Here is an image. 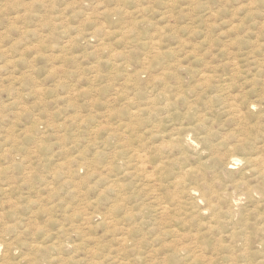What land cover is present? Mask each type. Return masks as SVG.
<instances>
[{
  "label": "rangeland",
  "instance_id": "1",
  "mask_svg": "<svg viewBox=\"0 0 264 264\" xmlns=\"http://www.w3.org/2000/svg\"><path fill=\"white\" fill-rule=\"evenodd\" d=\"M261 158L264 0H0V264H264Z\"/></svg>",
  "mask_w": 264,
  "mask_h": 264
},
{
  "label": "bare ground",
  "instance_id": "2",
  "mask_svg": "<svg viewBox=\"0 0 264 264\" xmlns=\"http://www.w3.org/2000/svg\"><path fill=\"white\" fill-rule=\"evenodd\" d=\"M162 54H163V53H162ZM158 56H159V55H158ZM156 58H157V57H156ZM175 59H176V58H175ZM175 59H174V60H175ZM177 59H178V58H177ZM177 59H176V60H177ZM157 60H158V58H157ZM162 62H163V61H162ZM151 63H152V62H151ZM160 63H161V62H160ZM165 63H166V61H165ZM168 63H169V61H168ZM173 63H174V62H173ZM180 63H182V61H180ZM169 64H170V63H169ZM165 65H166V64H165ZM165 65H164V66H165ZM173 65H174V64H173ZM176 65H177V64H176ZM178 65H179V64H178ZM168 67H169V66H168ZM168 67H167V68H168ZM178 67H179V66H178ZM178 67H177V68H178ZM174 68H175V67H174ZM174 68H172V70H173ZM164 69H166V68L164 67ZM175 70H176V69H175ZM170 72H171V70H170ZM174 72H176V71H174ZM175 75H176V74H175ZM176 77H177V76H176ZM174 78H175V77H174ZM177 80H178V78H177ZM179 80H180V79H179ZM178 82H179V81H178ZM163 85H164V84H163ZM180 88H181V87H180ZM223 88H224V89H227L228 86H227V85H224ZM164 93H165V92H164ZM162 97H163V96H162ZM166 97H167V96H166ZM169 98H170V97H169ZM169 98H167V99L170 101ZM167 99H166V100H167ZM168 100H167V101H168ZM227 100H228V99H227ZM232 100H233V99H232ZM167 101H166V102H167ZM171 101H172V100H171ZM228 102H229V105H228L227 107H228L229 113H230L231 115H238V114H235L236 111H235V109H234L236 104H234V102L231 101V100H229ZM168 105H169V104H168ZM168 105H167V106H168ZM159 106H160V105H159ZM236 106H237V105H236ZM236 109H237V108H236ZM236 113H237V112H236ZM140 117H141V116H140ZM234 117H235V116H234ZM239 118H241V116H240ZM131 121H132V120H131ZM127 124H128V123H127ZM129 124H130V123H129ZM146 126H147V125H146ZM146 126H145V127H146ZM121 127H123V126H121ZM156 127H157V126H156ZM146 128H147V127H146ZM144 129H145V128H144ZM134 131H135V130H134ZM251 131H252V130H251ZM127 132H128V131H127ZM253 132H254V131H253ZM250 134H251V133H250ZM118 135H119V134H118ZM253 135H255V133H253ZM186 137H187V136H186ZM142 141H143V140H142ZM178 141H179V140H178ZM184 141H185V140H184ZM193 142H194V141H193ZM176 143H177V142H176ZM180 144H182L181 141H180ZM175 145L177 146V144H175ZM127 146H128V145H127ZM182 146H183V145H182ZM182 146H181V147H182ZM141 147H144V146H141ZM142 149H143V148H142ZM115 151H116V150H115ZM140 151H141V150H139V152H140ZM132 153H133V152H132ZM137 153H138V152H137ZM140 153H141V152H140ZM218 156H219V155H218ZM145 157H146V156H145ZM134 158H135V157H134ZM136 158L143 159L141 156H138V154H136ZM218 158H219V157H218ZM220 158H221V159H219V160H220L221 162H223L224 165H226V166H233L234 164H236V161L241 160V159H238L236 156H232V154H231V155H228V157H226L224 160L222 159V157H220ZM122 160H123V159H122ZM131 160H132V159H131ZM131 160H130V161H131ZM133 161H134V159H133ZM139 161H140V160H139ZM254 161H255V160H254ZM254 161H247V162L250 164V165L248 164L249 167L252 166L253 169L257 170V173H258V174L264 176V160L261 158V160L259 159L256 163H255ZM148 162H150V161L148 160ZM138 163H139V162H138ZM145 163H146V162H145ZM145 163H144L143 161H140V163L137 164L138 167L134 166V169H135V168L138 169V170H137V171H138V175L140 176V178H141L142 180H144V181L150 180L149 182H151L152 179H153L154 177L151 176V175H149V173L147 174ZM150 163H151V162H150ZM212 163H213V162H212ZM223 163H222V164H223ZM133 164H134V163H133ZM126 165H127V164H126ZM130 165H131V164H130ZM126 167H127V166H125V168H126ZM128 167H129V166H128ZM187 167H188V166H187ZM187 167H186V168H187ZM213 167H214V166H213ZM149 168H150V167H149ZM162 168H165V167H162ZM193 168H194V167H193ZM196 168H198V167H196ZM154 169H155V168H154ZM253 169H252V170H253ZM130 170H133V169H130ZM158 170H159V169H158ZM197 170H198V169H197ZM197 170H196V171H197ZM124 171H125V170H124ZM126 171H127V170H126ZM137 171H136V172H137ZM182 171H183V170H182ZM191 171H192V170H191ZM198 171H200V170H198ZM247 171L249 172V170H247ZM247 171H246V172H247ZM158 172H159V171H158ZM158 172H157V173H158ZM184 172H185V170H184ZM202 172H203V170H202ZM150 173H151V172H150ZM157 173H155V174H157ZM168 173H169V172H168ZM189 173H190V172H189ZM198 173H199V172H198ZM133 174H134V172H133ZM159 174H160V173H159ZM187 174H188V173L186 172V175H187ZM200 174H201V173H200ZM202 174H203V173H202ZM254 174H256V173H254ZM134 175H136V174H134ZM164 175H165V174H164ZM167 175H168V174H167ZM192 175H193V174H192ZM205 175H206V174L203 175L204 178L206 177ZM159 176H160V175H159ZM179 176H180V175H179ZM201 176H202V175H201ZM201 176H200V177H201ZM203 176H202V177H203ZM251 176H252V175H251ZM168 177H169V176H168ZM180 177H181V176H180ZM202 177H201V178H202ZM134 178H135V177H134ZM158 178H159V177H158ZM158 178H157V179H158ZM194 179H195V178H194ZM260 179H262V178L260 177ZM138 180H139V179H138ZM180 180H181V179H180ZM180 180H179V182H177V184H178V185H183V184L180 183ZM202 180H203V179H202ZM196 181H197V180H196ZM203 181H204V180H203ZM238 181H242V180L240 179V180H238ZM133 182H134V181H133ZM136 182H137V181H136ZM140 182H141V181H140ZM155 182H156V180H155ZM173 182H174V181H173ZM181 182H182V181H181ZM201 182H202V181H201ZM205 182H206V180H205ZM235 182H236V181H235ZM159 183H160V182H159ZM161 183H162V182H161ZM145 184H146V183H145ZM207 184H208V183H207ZM209 184H210V183H209ZM241 184H242V183H241ZM241 184H240V185H241ZM134 185H135V184H134ZM155 185H157V184H155ZM160 185H161V189H162V184H160ZM173 185L176 186V184H173ZM242 185H243V184H242ZM247 185H248V184H247ZM139 186H140V185H139ZM145 186H146V185H145ZM145 186H144V187H145ZM152 186L154 187V185H152ZM157 186H159V185H157ZM157 186H156V187H157ZM176 187H179V186H176ZM176 187H175V188H176ZM234 187H236V185H235ZM250 187H251V186H250ZM263 187H264V186H262V188H263ZM138 188H141V186L138 187ZM138 188H137V189H138ZM145 188H146V187H145ZM150 188H151V187H150ZM180 188H181V187H180ZM245 188H246V187H245ZM133 189H134V188H133ZM161 189H160V187H159V190H161ZM178 189H179V188H178ZM182 189H183V187H182ZM185 189L187 190V188H185ZM195 189H196V188H195ZM248 189H250V188H248ZM138 190H139V189H138ZM172 190H174V192L176 191L175 189H172ZM172 190H171V191H172ZM197 190H198V189H197ZM239 190H240V189H239ZM241 190H242V189H241ZM143 191H144V190H143ZM147 191H148V190H147ZM150 191H151V190H150ZM150 191H149V192H150ZM154 191H156V190H154ZM157 191H158V190H157ZM157 191H156V192H157ZM161 191H162V190H161ZM177 191H179V190H177ZM188 191H190V190H188ZM192 191H193V189H192ZM245 191H247V189H245ZM144 192H145V191H144ZM248 192H249V191H248ZM248 192H247V193H248ZM153 193H154V192H153ZM158 193H159V192H158ZM178 193H179V192H177V194H178ZM183 193L185 194V192H183ZM121 194H122V193H121ZM161 194H163V195H161V196H164V193H161ZM165 194H166V193H165ZM189 194H190V193H189ZM237 194H238V193H237ZM237 194H236V195H237ZM243 194H244V193H243ZM127 195H129V194H127ZM151 195H152V194H151ZM180 195H181V194H180ZM180 195H179V196H180ZM248 195L251 196L250 193H249ZM120 196H121V195H120ZM157 196H158V195H157ZM179 196H178V197H179ZM189 196H190V195H189ZM189 196H187V197H189ZM149 197H150V196H149ZM149 197H148V198H149ZM159 197H160V195H159ZM171 197H172V195H171ZM173 197L176 198L175 196H173ZM180 197H181V196H180ZM150 198H151V197H150ZM150 198H149V199H150ZM161 198H162V197H161ZM164 198H166V197H164ZM174 198H173V199H174ZM183 198H184V197H183V195H182V197H181L180 199H183ZM185 198H186V197H185ZM218 198H219V197H218ZM120 199H121V198H120ZM125 199H126V198H125ZM170 199H171V198H170ZM188 199H189V198H188ZM190 199H191V198H190ZM221 199H222V198H221ZM151 200H152V199H151ZM154 200H155L156 203H157L156 205H157V207H158V209H159V211H158L159 214H165V215H166L165 217H167V214H166V213H168V212L170 211V207H171V203L169 202L168 198L166 199V201L168 200V204H170V207L167 206L168 204H167V205L163 204V202L160 201V199H157L156 196H154ZM183 200H184V199H183ZM148 201H149V200H148ZM171 201L173 202V200H171ZM219 201H220V199H219ZM174 202H175V201H174ZM179 202H180V200L177 199V203L174 204V205H175L174 207H175V209H176V212L180 211V213H181L182 210H184V209H182L183 206H181V203H179ZM231 202H232V201H231ZM164 203H166V202H164ZM150 204H151V203H150ZM142 205H143V203H142ZM151 205H152V204H151ZM154 205H155V204H154ZM154 205H152V206H154ZM182 205H183V204H182ZM232 205L234 206V204H232ZM145 206H146V205H145ZM140 207H141V206H140ZM154 207H155V206H154ZM172 207H173V206H172ZM244 207H246V206H244ZM151 208H152V207H151ZM139 209H140V208H139ZM155 209H156V208H155ZM213 209H216V208H213ZM218 210H219V211H218ZM218 210H217V211L220 212V209H218ZM221 210H222V206H221ZM225 210H226V209H225ZM227 210H228V209H227ZM184 211H185V210H184ZM214 211H215V210H214ZM214 211H213V214L215 213ZM228 211H229V210H228ZM174 212H175V211H174ZM211 212H212V210H211ZM230 212H232V211L230 210ZM170 213H171V212H170ZM172 213H173V212H172ZM178 213H179V212H178ZM222 213H223V212H222ZM232 213H233V212H232ZM232 213H231V214H232ZM139 214H141V213H139ZM153 214H155V213H153ZM159 214H158V215H159ZM181 214H182V213H181ZM215 214H216V213H215ZM219 214H220V213H219ZM234 214H235V213H234ZM159 216H160V215H159ZM159 216H158V217H159ZM163 216H164V215H163ZM180 216H181V215H180ZM215 216H217V215H215ZM218 216H219V215H218ZM220 216H221V214H220ZM227 216H228V214H227ZM231 216H232V215H231ZM165 217H164V218H165ZM169 217H171V216L169 215ZM169 217H168V218H169ZM174 217H175V216H174ZM174 217H173V219H174ZM228 217H229V216H228ZM141 218H142V217H141ZM141 218H140V219H141ZM152 218H154V217L152 216ZM159 218H160V217H159ZM175 218H176V217H175ZM180 218H181V217H179V220H180ZM232 218H234V216H233ZM156 219H157V218H156ZM177 219H178V218H177ZM177 219H176V221H177ZM157 220H158V219H157ZM157 220H155V222H153V223H156V224H157V222H156ZM161 220L164 221V220H166V219H164V220L161 219ZM182 220H183V219H182ZM152 221H153V219H152ZM159 221H160V219L158 220V222H159ZM183 221H184V220H183ZM165 222H166V221H165ZM89 224H90V223H89ZM91 224H92V223H91ZM91 224H90V225H91ZM181 224H182V223H181ZM157 225H158V224H157ZM162 225H163V224H162ZM162 225H160V226H162ZM158 226H159V225H158ZM173 226H174V225H173ZM173 226H172V227H173ZM90 227H91V226H90ZM177 227H178V226H177ZM164 228H165V226H164ZM166 228H167V227H166ZM90 229H92V228H90ZM178 231H180V230H178ZM180 236H181V234H180ZM188 236H189V235H188ZM173 237H174V236H173ZM178 237H179V236H178ZM189 238H190V237H189ZM189 238H188V239H189ZM140 239H141V238H140ZM140 239H139V240H140ZM178 239H179V238H178ZM127 240H128V239H127ZM129 240H131V239H129ZM133 240H136V239H133ZM181 240H183V239H181ZM191 240H192V239H191ZM92 241H93V240H92ZM121 241H122V240H121ZM140 241H141V240H140ZM183 241H184V240H183ZM122 242H123V241H122ZM131 243H132V242H131ZM139 243H140V242H139ZM120 244H121V243H120ZM52 245H53V244H52ZM135 245H136V244H134V246H133L134 248H135ZM139 245H140V244H139ZM55 247H56V246H55ZM127 247H129V246H127ZM140 247H142V246H140ZM37 248H38V247H37ZM37 248H36V249H37ZM93 248H94V247H93ZM180 248H181V247H180ZM188 248H190V247H188ZM46 249H47V248H46ZM91 249H92V248H91ZM96 249H97V248H96ZM135 249H136V248H135ZM137 249H138V246H137ZM137 249H136V250H137ZM186 249H187V248H186ZM77 250H78V249H77ZM77 250H76V252H77ZM176 250H177V249H176ZM190 250H191V248H190ZM133 251H134V250H132V252H133ZM184 251H185V249H184ZM74 252H75V250H74ZM90 252H91V250H90ZM90 252H89V253H90ZM115 252L117 253V251H115ZM125 252H126V251H124L123 253H125ZM127 252H128V251H127ZM127 252H126V253H127ZM177 252H178V251H177ZM191 252H192V251H191ZM85 253H86V252H85ZM89 253H88V254H85V255H89ZM112 253H113V252H112ZM116 253H115V254H116ZM182 253H183V252H182ZM185 253H187V255H190V253L188 254L187 250H186ZM185 253H184V254H185ZM48 254H49V253H48ZM121 254H122V252L120 253V255H121ZM34 255H35V254H34ZM36 255H39V254H36ZM85 255H84V256H85ZM109 255H110V253H109ZM111 255H112V254H111ZM116 255H117V254H116ZM120 255H119V256H120ZM125 255H127V254H125ZM130 255H131V254H130ZM133 255H134V254H133ZM138 255H139V253H138ZM185 255H186V254H185ZM185 255H184V256H185ZM45 256L47 257V256H49V255H45ZM52 256H53V255H52ZM52 256H49V258L52 259ZM84 256H82V257H84ZM90 256H91V255H90ZM90 256H89V257H90ZM101 256H102V255H100V257H101ZM117 256H118V255H117ZM134 256H135V255H134ZM34 257H35V256H34ZM43 257H44V256H43ZM46 257H45V258H46ZM82 257H81V259H82ZM100 257L97 259L98 262L100 261ZM103 257H106V256H103ZM107 257H109V256H107ZM107 257H106V258H107ZM111 257H112V256H111ZM113 257H114V256H113ZM126 257L129 258V255L125 256V258H126ZM136 257H137V255H136ZM188 257H189V256H188ZM35 258H37V257H35ZM54 258H55V257H54ZM90 258H91V257H90ZM90 258H89V260H90ZM106 258H105V259L103 258V260H106ZM109 258H110V257H109ZM117 258H118V257H117ZM120 258H121V257H120ZM46 259H47V258H46ZM78 259H79V257H78ZM111 259H113V258H111ZM115 259H116V258H115ZM36 260H37V259H36ZM36 260H35V261H36ZM42 260H43V259H42ZM48 260H49V259H48ZM84 260H85V259H84ZM86 260H87V258H86ZM89 260H88V261H89ZM92 260H93V258H92ZM95 260H96V257H95ZM95 260H94V261H95ZM117 260H118V259H117ZM124 260H125V259H123V261H124ZM132 260H133V259H132ZM139 260H140V259H139ZM31 261H32V260H31ZM45 261H46V260H45ZM78 261H79V260H78ZM81 261H82V260H81ZM90 261H91V260H90ZM109 261H110V260H109ZM115 261H116V260H115ZM119 261H120V260H119ZM176 261H177V260H176ZM33 262H34V261H33ZM39 262H40V261H39ZM48 262H49V261H48ZM48 262H46V263H48ZM54 262H55V260H54ZM75 262H76V261H75ZM91 262H92V261H91ZM98 262H97V263H98ZM112 262H113V260H112ZM133 262H134V260H133ZM133 262H132V263H133ZM37 263H38V262H37ZM49 263H50V262H49ZM49 263H48V264H49ZM51 263H53V262H51ZM77 263L79 264V262H77ZM77 263H76V264H77ZM100 263H101V264L103 263V262H102V258H101ZM100 263H99V264H100ZM104 263L106 264L105 261H104ZM38 264H39V263H38ZM54 264H55V263H54ZM81 264H82V263H81ZM83 264H84V261H83ZM113 264H116V262L113 263ZM117 264H118V262H117ZM120 264H121V263H120Z\"/></svg>",
  "mask_w": 264,
  "mask_h": 264
}]
</instances>
